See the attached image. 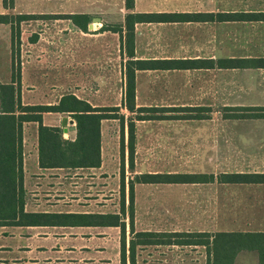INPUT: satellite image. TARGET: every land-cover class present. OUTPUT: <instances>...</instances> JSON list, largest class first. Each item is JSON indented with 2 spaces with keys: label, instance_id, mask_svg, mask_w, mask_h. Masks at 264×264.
<instances>
[{
  "label": "crops",
  "instance_id": "obj_1",
  "mask_svg": "<svg viewBox=\"0 0 264 264\" xmlns=\"http://www.w3.org/2000/svg\"><path fill=\"white\" fill-rule=\"evenodd\" d=\"M129 12L201 15L197 21L136 22L131 59H200L214 62L213 67L195 69L136 70L135 100L137 106H163L162 102L145 104L140 101L166 100L171 101L172 106H192L187 101L200 99L204 101L202 105L194 106L214 104L222 107H264V66L258 63V60L264 59V20L247 16L251 13H264V0H134L130 10L125 8L124 0H14L11 8L4 7L0 0V13L84 14L88 18L85 31L66 18L29 19L20 23L21 26L27 21L65 22L64 28L67 29L64 31L68 30V44L57 43L59 37L56 34H59L61 29L49 30L54 31L52 35L54 41L52 45L39 46L42 54H39L38 62L43 66L48 65L50 56L47 52H52L51 66L55 69L54 76L55 72L67 66L68 83L72 85L70 87L72 90L61 93L56 102L22 103L56 104L63 95L72 94L93 104L89 100L90 92L86 87V84L93 80L100 81L102 85L109 82L118 84L119 99H122L125 89L124 66L128 59L123 48L124 19ZM96 19L99 21H95ZM117 25L122 26L121 35L118 31L111 29ZM13 57L16 62L17 54L12 49L11 26L9 23H0V83L12 81ZM223 59H243L248 62L244 67L224 68L217 64ZM29 61L31 59L22 60L20 63L28 64ZM95 63H101V65L95 66ZM108 67L118 72V75L111 80ZM21 74L20 72V85L21 78H23ZM57 76H61L60 73ZM194 85L197 87L195 93L190 90ZM100 90L101 99L113 98L107 86ZM58 113L60 112L42 113V123L61 127L63 138L73 139L76 130L71 129L70 118L62 117L59 124L45 121L43 114ZM63 118L67 119L65 124L62 123ZM254 122L261 124L260 138L245 140L237 145L251 148L247 156L260 160V169L231 172L264 174V118ZM100 134L101 161L99 166L89 168L40 167L38 123L33 121L23 123L21 162L25 211L110 213L103 209V205L98 209H92L86 203L62 204L60 201L63 199L54 198L61 196V192L66 190L64 184L67 183L66 179L68 181L72 179V183L81 184V181L75 178L82 179V181L94 178L99 179L98 182L102 184L101 179L107 178L104 174H106L108 161L102 155V132ZM66 169L90 171L77 173V171H65ZM214 177V180L218 182L217 176ZM183 183L185 182L164 183V185ZM218 183L245 187V197L237 208L229 213V219L222 220L218 215L220 211L215 212L213 209L209 219H205V216L201 217L198 227L190 229L188 218L186 214H183L182 207L179 220L174 219L172 215L171 218H165L167 215H164L165 222L159 220L162 219L160 212L164 211L166 214L170 212V205L160 203L155 209V215H149L148 226H143L142 213L139 210L134 212L135 230L260 233L264 241V182ZM138 184L142 186L147 183ZM30 196H38L34 199L37 203L30 202ZM222 225L225 228H220ZM127 232L129 233L128 226H126ZM164 246L183 247L187 245ZM261 247L264 260V242H261ZM0 264H120V227L87 224L33 226L0 224ZM232 264L264 263L260 262L258 250L242 249L235 254Z\"/></svg>",
  "mask_w": 264,
  "mask_h": 264
},
{
  "label": "rangeland",
  "instance_id": "obj_2",
  "mask_svg": "<svg viewBox=\"0 0 264 264\" xmlns=\"http://www.w3.org/2000/svg\"><path fill=\"white\" fill-rule=\"evenodd\" d=\"M47 19V18H45ZM64 21H27L20 26L19 38L15 45L17 54L16 61L19 62L22 83L21 102L23 103H46L56 102L61 93L70 92L72 85L68 83V67H62L55 72L51 66L52 52H47L48 65H41L38 62L40 45H52L54 31L51 29H61L57 43L68 44V30L64 28ZM45 30V31H44ZM40 34V35H39ZM22 57V58H21ZM31 59L28 64L20 63L22 60ZM111 63V62H110ZM28 65V67H27ZM101 63L95 66H100ZM24 66V67H23ZM104 66V65H103ZM110 80L118 75L117 70H111ZM60 73L61 76H57ZM100 81L93 80L86 84L90 94V102L97 105L113 106L119 105L121 99L118 95V84L109 82L101 84ZM110 89L113 98L101 99L100 89ZM78 87H80L78 85ZM192 92L197 91L194 85ZM196 95V94H195ZM149 104L162 102L163 106L170 105L171 101H140ZM178 103L179 101H173ZM192 106L202 105V100L187 101ZM187 103V104H188ZM188 104V105H189ZM160 105V103L158 104ZM200 108H189L188 110L175 113L184 115L186 119H165L146 120L136 122L135 131V159L134 169L131 171L127 164V153L123 167L124 174V208L127 213V182L133 178L135 173H206L217 176L218 173L231 171L259 170L260 160L249 158L248 151L251 148L238 146L245 140L260 138L261 124L254 122L263 118H242L247 112L224 110L220 105L198 106ZM126 113V110L121 109ZM244 113V114H242ZM251 113V112H250ZM255 113V112H254ZM45 121L59 124L62 117L72 119L68 113L43 114ZM75 124V122L73 123ZM103 158L108 161L106 165L107 178L101 179H77L81 181L72 183V179L64 183L66 190L61 196L54 198L63 199L62 204L86 203L92 209H98L103 205V209L108 212H120L122 195L120 192L121 160L119 153L120 124L116 119L103 120L101 125ZM73 134L71 135V137ZM70 137V136H69ZM125 143L127 141V130L124 131ZM65 171H90L71 169ZM80 175V174H77ZM78 177V176H76ZM215 178V177H214ZM87 181H90L89 183ZM63 186V185H62ZM103 186V187H102ZM134 212L139 210L142 213L143 226H148L149 215H155V209L160 203L167 204L170 212L162 211L160 216L165 222V218L180 219L182 207L183 214H186L190 229H196L201 217L209 219L212 210L219 212L223 219L229 217V213L235 210L238 204L245 197V187L232 184H220L214 181L203 183H183V184H135ZM137 187V188H136ZM38 196H30L32 203H37ZM51 198V196H50ZM79 199V200H71ZM102 207V206H101ZM164 215H167L166 217ZM233 216V214H232ZM165 217V218H164ZM229 219V218H228ZM127 222V219H126ZM220 228H225L223 225ZM130 234L126 233V240ZM208 256L202 246H164L147 245L137 246L135 249L134 264H208ZM128 264V261H127Z\"/></svg>",
  "mask_w": 264,
  "mask_h": 264
},
{
  "label": "trees",
  "instance_id": "obj_3",
  "mask_svg": "<svg viewBox=\"0 0 264 264\" xmlns=\"http://www.w3.org/2000/svg\"><path fill=\"white\" fill-rule=\"evenodd\" d=\"M11 8L14 0H2ZM134 0H124L126 9H132ZM252 19L264 20V13L247 15ZM70 19L81 30H87L88 18L84 14H5L0 13V23H9L12 34V49L19 38L20 23L29 19ZM201 15L173 13H132L124 19L123 48L128 59L125 62V89L119 105L98 106L79 99L72 94L63 95L56 104H23L20 95V65L12 60V81L0 83V224L9 225H103L120 227V264H134L137 246L147 245H190L202 246L208 256V264H232L235 254L242 249H255L260 262L264 263L260 233L228 232L215 233L200 231H149L134 228V185L137 183H203L213 181L212 174L206 173H135L127 182V213L124 208V160L133 171L135 159L136 122L143 120L186 119L177 115L189 108L185 106H137L135 100V71L142 69H195L213 67L212 60H139L131 59L134 47V24L136 22L197 21ZM121 35L122 26L111 27ZM243 59H223L220 67H244ZM264 66V59L258 60ZM126 110V113L121 112ZM224 110L247 112L242 118H264V107L224 106ZM68 113L75 122V137L63 138L59 126L44 125L42 113ZM251 112V113H250ZM255 112V113H254ZM244 114V113H242ZM116 119L120 124L119 153L121 160L120 192L122 203L118 213H52L27 212L24 210L22 189L21 140L24 122L38 123V152L40 167L89 168L100 165L101 121ZM127 130L125 143L124 131ZM222 183L264 182V174L223 172L216 177ZM127 219V222H126ZM126 226L130 238L126 241Z\"/></svg>",
  "mask_w": 264,
  "mask_h": 264
},
{
  "label": "water",
  "instance_id": "obj_4",
  "mask_svg": "<svg viewBox=\"0 0 264 264\" xmlns=\"http://www.w3.org/2000/svg\"><path fill=\"white\" fill-rule=\"evenodd\" d=\"M95 21H99V19H96ZM66 121H67L66 118H63V119H62V123H63V124H65ZM73 122H74L73 119H70V120H69V123L71 124V129H72V130L75 129V124H73Z\"/></svg>",
  "mask_w": 264,
  "mask_h": 264
}]
</instances>
